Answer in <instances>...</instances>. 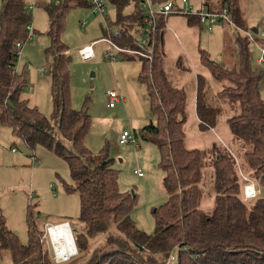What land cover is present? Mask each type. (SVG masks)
I'll list each match as a JSON object with an SVG mask.
<instances>
[{"label":"trees","instance_id":"1","mask_svg":"<svg viewBox=\"0 0 264 264\" xmlns=\"http://www.w3.org/2000/svg\"><path fill=\"white\" fill-rule=\"evenodd\" d=\"M107 1L115 7L116 15L112 21L105 22L103 34L117 30L120 34L117 43L135 49L137 38L144 36L140 31L143 9L136 0ZM162 1L166 0H151L153 5ZM172 2L176 4L175 0ZM25 3V0H0V125L9 127L30 150L36 145L44 147L67 165L71 182L63 186L65 191L77 194L79 226L72 228L76 253L63 263L264 264V102L260 95L264 72L259 66L264 58L257 60L258 47L264 48L258 40L264 36L261 25L264 21L249 30L240 0H220V5L214 8L208 6L206 0L200 2V6L210 11L225 7L233 25L228 27L234 44L231 62L210 60L200 51L199 62L207 70L203 69L205 74L194 75L196 120L201 130L214 129L223 108L226 111L230 106V113L221 118L227 124L232 144L221 149L215 144L207 150L184 145L186 93L172 81L162 63V28L166 27L168 15L155 16L149 60L136 55L123 56L126 60L141 61L138 81L145 87L154 120L129 132L133 142L118 145L136 148L137 139L154 145L166 193V200L151 211L154 230L147 234L131 217L135 194L117 188L113 159L106 150L92 154L84 146L90 127L85 105L75 109L70 104V59L60 34L67 10L72 5L88 6L86 0H61L58 4L46 2L43 5L49 38L45 51L50 56L49 115H43L23 97L26 79L15 69L18 54L14 44L25 40V25L31 19ZM129 4H133L132 9L123 14L122 10ZM180 15L189 26L199 24L196 14ZM32 31L31 27V35ZM252 45L257 52V66L251 53ZM174 66L176 70L185 69L180 57L174 61ZM211 77L220 82L221 87L214 90L209 99L208 79ZM243 177L249 178L258 189L253 197H244ZM205 197H210V205L202 208ZM32 209L27 206L25 243H20L6 228L0 213V249L8 251L11 264L61 263L49 257V246L41 236L45 224L68 220L45 221L40 225L31 217ZM97 237L101 241L86 257L89 241ZM169 255L173 256L170 261Z\"/></svg>","mask_w":264,"mask_h":264},{"label":"rangeland","instance_id":"2","mask_svg":"<svg viewBox=\"0 0 264 264\" xmlns=\"http://www.w3.org/2000/svg\"><path fill=\"white\" fill-rule=\"evenodd\" d=\"M34 1L35 5L30 11L32 37L30 41L23 43L15 69L26 79L23 97L28 98L29 104L35 106L43 115H49L51 100L47 80L50 56L45 51L49 46V38L47 16L43 6L48 1ZM240 1L247 28L256 29L264 21V0ZM175 2L180 6L179 0ZM187 3L193 12L199 10L200 0H187ZM132 6L133 4H129L122 13L129 12ZM105 7V16L93 13L86 5H72L66 12L60 40L67 47L66 52L70 59V104L75 109L85 105V110L90 116V127L83 141L85 148L92 154L107 151L108 156L113 159V168L117 171V188L121 192H133L136 196L131 212L132 219L139 229L150 234L154 230L151 211L166 200V193L161 184L162 172L158 167V151L154 145L141 139H137L136 148L132 145H118V137L123 131H137L154 119L150 113L145 87L138 81L141 61L137 58L126 60L122 55H118L114 61L102 57L106 46L105 42L100 40L104 36L103 28L105 22L112 21L116 15L115 7L107 0ZM166 23L172 30L162 28V63L172 81L178 87H183L186 93L187 117L183 124L185 147L207 150L212 144L219 149L231 146L232 136L222 119L230 113V106H227L226 111L223 108V113L219 116L222 120H217L211 132L199 128L194 104V75L198 72L205 74L207 70L199 62L200 51L207 54L210 60L231 62L234 44L229 26L212 28V32L202 28L192 33V29L187 27L185 17L174 14L167 16ZM221 28L224 33L222 41L219 37ZM258 40L264 46V36ZM94 41L96 43L93 45V57L81 59L78 50ZM251 53L255 62L257 52L254 45ZM178 57L184 70H176L174 66ZM257 65L255 62V66ZM259 66L264 72V61ZM261 79L260 95L264 102V73ZM208 82V97L211 99L214 90L221 87V83L212 77ZM112 90L122 99L124 97V100L118 101L112 108H107V93ZM220 102L228 103L223 100ZM13 148L15 151L11 152ZM32 155L39 159L40 163L32 164ZM137 170L142 176L135 173ZM70 182L67 165L62 159L38 145L30 150L20 138L11 133L9 127L0 125V213L6 228L16 235L20 243L27 240L28 205L33 208L31 217L37 224L66 219L71 233L73 225L79 226L77 194L65 191L63 186L64 183ZM210 201V197H205L201 203L202 208H207ZM100 241L101 238L98 237L89 241L86 257ZM9 261L8 251L0 249V264H11ZM57 264L80 263L69 261Z\"/></svg>","mask_w":264,"mask_h":264},{"label":"built area","instance_id":"3","mask_svg":"<svg viewBox=\"0 0 264 264\" xmlns=\"http://www.w3.org/2000/svg\"><path fill=\"white\" fill-rule=\"evenodd\" d=\"M48 2H52L53 4H58L61 0H47ZM139 7L143 9L142 15H141V21L142 25L140 26L141 34L144 36H139L136 40V48L135 49H129L127 47H123L120 44L117 43V39L120 37V34L117 30H113L111 34L106 33L103 38L100 40L104 41L106 46L102 52V57L104 59H107L109 61L116 60V57L118 55H136L140 56L145 59L151 58V45H150V38L153 35L154 29H155V16L157 14L162 15L163 17L169 15V14H196L199 20V24L203 26L206 30H210L215 24L222 23L227 24V26H233L232 25V19L225 7L221 8L220 11H210L206 9L204 5H201L199 7V10L196 12H193V9L190 5L186 3L185 0H180V3L183 6H178L177 4H174L172 1L166 0L159 2L156 5H153L151 0H136ZM25 9L30 13L31 9L35 5L34 0H25ZM86 3L88 4V7L93 13H99L103 14L106 10V0H86ZM264 26V22L261 24ZM25 29L27 30V35L24 41H17L14 44V50L16 54H19V51L25 41L31 40V25L30 23H26ZM250 40H253V38L250 36L248 32H246ZM259 49V55L257 57L258 61H261L264 58V48L258 47ZM79 55L81 59H88L93 57V45H87L83 48L78 50ZM108 102L106 106L108 108H111L117 103L119 100H121V96L117 94L115 91H109L107 93ZM133 142V138L131 137L130 133L127 131H123L120 133L118 137V143L124 144L128 141ZM31 159H34V156H31ZM137 175L141 176L140 171H136ZM244 184H243V195L244 197H253L258 193V189L255 187L254 183L246 177H243ZM66 223L70 235L72 237V242L74 244L73 236L70 231V227L67 221H63L56 224H45L44 226V233L41 236V239L45 241V243L49 246V257L54 262H63L67 260L69 257L73 256L76 253V248L74 253L66 254L65 256H59V254L62 253L63 246L56 241L52 239V228L62 225ZM64 227V226H63ZM75 247V245H74ZM61 249V250H60ZM173 259L172 255H169L168 261Z\"/></svg>","mask_w":264,"mask_h":264},{"label":"bare ground","instance_id":"4","mask_svg":"<svg viewBox=\"0 0 264 264\" xmlns=\"http://www.w3.org/2000/svg\"><path fill=\"white\" fill-rule=\"evenodd\" d=\"M52 239L63 246L62 253L59 256L74 253L75 247L66 223L52 228Z\"/></svg>","mask_w":264,"mask_h":264},{"label":"crops","instance_id":"5","mask_svg":"<svg viewBox=\"0 0 264 264\" xmlns=\"http://www.w3.org/2000/svg\"><path fill=\"white\" fill-rule=\"evenodd\" d=\"M200 2H201V0H200ZM206 2H207V4H208V6H210L211 8H214V7H217V6H219L220 5V0H206ZM219 26H221V25H219V24H216V25H214L212 28L214 29V28H216V27H219ZM166 27L167 28H169V29H171L168 25H167V23H166ZM187 27L188 28H190V29H192V33H194L196 30H199V29H202V28H204L203 26H201L200 24H198V25H193V26H189L188 24H187ZM223 27V26H222ZM210 29V30H206V31H208V32H212V30L213 29ZM172 30V29H171ZM221 32L219 33V37H220V41H222V39H223V35H224V33L222 32V28H221V30H220ZM261 44H262V42H261ZM263 45V44H262ZM93 52H94V50H93ZM264 61V60H263ZM41 73H43V70H42V72ZM47 83H48V86H49V78H48V80H47ZM48 91H49V89H48ZM122 98V97H121ZM28 99V98H27ZM124 100V97H123V99H121V100H119V101H123ZM115 106V105H114ZM107 107V106H106ZM108 108V107H107ZM213 130L214 129H211V132H213ZM25 145V144H24ZM15 150H14V148L13 149H11V152H14ZM31 163L33 164V163H40V160L39 159H37L35 156H34V159H31ZM142 176V175H141Z\"/></svg>","mask_w":264,"mask_h":264}]
</instances>
